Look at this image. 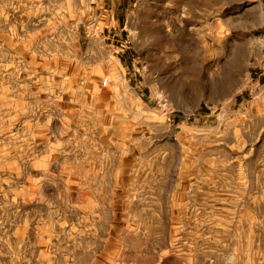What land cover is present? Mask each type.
Returning <instances> with one entry per match:
<instances>
[{
  "label": "rangeland",
  "instance_id": "rangeland-1",
  "mask_svg": "<svg viewBox=\"0 0 264 264\" xmlns=\"http://www.w3.org/2000/svg\"><path fill=\"white\" fill-rule=\"evenodd\" d=\"M263 34L264 0H0V264H264Z\"/></svg>",
  "mask_w": 264,
  "mask_h": 264
},
{
  "label": "built area",
  "instance_id": "built-area-1",
  "mask_svg": "<svg viewBox=\"0 0 264 264\" xmlns=\"http://www.w3.org/2000/svg\"><path fill=\"white\" fill-rule=\"evenodd\" d=\"M255 43H256L257 45L261 46V47H264V34L261 35V36H259V37H257V38L255 39ZM107 84H108V81H107L106 78H104V79L101 81V86H102V87H106Z\"/></svg>",
  "mask_w": 264,
  "mask_h": 264
}]
</instances>
